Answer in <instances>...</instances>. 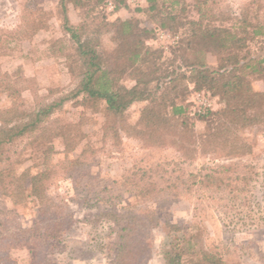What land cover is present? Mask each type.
<instances>
[{"label":"rangeland","instance_id":"374dc122","mask_svg":"<svg viewBox=\"0 0 264 264\" xmlns=\"http://www.w3.org/2000/svg\"><path fill=\"white\" fill-rule=\"evenodd\" d=\"M63 1L64 10L60 0H0V71L21 76L22 84L29 79L32 87L21 91L18 111L65 97L35 130L0 145V264H130L131 258L133 264H166L174 250L182 264H264V123L239 130L246 145L238 156L204 153L188 161L127 128L153 101L113 113L102 99L73 95L86 66L63 28L64 13L80 41L89 39L102 70L110 69V88L132 87L129 76L142 71L153 79L147 87L154 103L182 105L186 112L178 121L204 132L207 112L224 103L201 79L193 84L191 63L217 68L215 56L184 40L187 21L197 18L194 0H154L151 11L146 0ZM251 1L219 0L216 7L236 15ZM259 3L250 7V20L264 25V0ZM141 30L150 53L137 66L128 61L135 51L129 41ZM238 52L248 66L234 74L264 92V35ZM99 76L93 77L96 88ZM11 105L0 90V110ZM220 164L233 168L229 187L164 186L165 178L213 173ZM119 234L130 245L120 262L110 247Z\"/></svg>","mask_w":264,"mask_h":264},{"label":"trees","instance_id":"16d2710c","mask_svg":"<svg viewBox=\"0 0 264 264\" xmlns=\"http://www.w3.org/2000/svg\"><path fill=\"white\" fill-rule=\"evenodd\" d=\"M146 1L149 3L148 10H154V0ZM218 1L194 0L193 9L197 18L187 21L188 34L184 39L190 46L192 44L199 45L197 52L213 55L217 59L216 69H210L204 62L190 64V72L195 73L196 76V79L193 80L194 86H197L199 79H201V83L205 84L203 86L209 89L213 88V92L215 91V94L224 103V108L219 111L207 112L210 119L207 121L204 132L197 135L184 119L178 121L183 112H186L182 105H177L174 101L166 105L165 99H161V103H154L157 97L147 87L153 79H146V74L142 71L139 76H129L134 81L132 87L110 88L114 78L105 77V71L110 72V69L104 67L106 69L102 70L100 60L97 59L98 54L94 48L90 47L89 39L80 41L78 28L71 25L64 13L63 28L69 33L70 38L77 43L79 60L83 66H86L82 72L81 84L73 95L82 91L90 97L102 99L106 103L107 110L113 113H122L134 101L146 100L149 103L153 101V105H148L143 109L140 121L127 128L136 130L137 136L144 140L147 145H170L181 154L184 160L191 161L204 153L211 154L216 159L231 155L238 156L239 150H242L246 145L239 136V130L253 124L264 123L262 117L264 114V92L255 91L244 75L234 74L239 66H248L246 63H241L242 58L238 51L246 48L250 38L264 35V25L253 23L250 20V7L252 4L259 6L260 0L249 2L236 15L218 11L216 7ZM60 3L64 10V1L60 0ZM170 18L173 20L175 17L171 15ZM121 24H125V22ZM161 26L164 25L161 23ZM141 32L142 30L139 33H133L135 38L129 41V43L134 44L135 51L130 55L128 61L129 63H137V66L139 62L145 65L147 55L150 53V49L145 46L144 35L143 39L141 38ZM143 48L144 50H142ZM98 72L101 73L99 78H104L102 82L99 81V88H96L92 86V81ZM122 73L124 72L121 71ZM21 79L22 77L19 75L0 71V90L6 92L12 100L11 107L0 110V145L11 142L26 132L35 130L54 108L62 105L65 99V97H60L45 105H39L28 113L18 111L17 106L21 103V91L24 89L32 90L30 83H28L30 80L28 79L27 84H22ZM253 109L260 111V115H251L250 112ZM177 121L179 122L178 125L176 124ZM231 169H233L231 166L220 164L213 173H190L187 178L176 175L172 180L165 178L163 183L167 188H177L178 185H181L185 189H189L195 183L205 188L210 185L218 188L221 186L229 187L233 184L229 172ZM223 176L226 178L224 179ZM239 178V176L234 177L236 180ZM127 209L132 210L130 207ZM128 218L134 219V217ZM127 228L128 226L125 227V230ZM171 228L175 229L176 227L173 225ZM118 238L110 247L116 248L114 255L116 260L120 262L122 254H126L125 251L130 245H126L124 240L123 242L119 241L126 239L122 235L119 234ZM178 246L175 244L172 248ZM174 251L172 256L167 253L166 264H182L180 251ZM203 254L208 258L206 253ZM133 262L134 260L131 258L129 263L133 264ZM214 264L222 263L217 260V263Z\"/></svg>","mask_w":264,"mask_h":264},{"label":"built area","instance_id":"2783aa9c","mask_svg":"<svg viewBox=\"0 0 264 264\" xmlns=\"http://www.w3.org/2000/svg\"><path fill=\"white\" fill-rule=\"evenodd\" d=\"M204 105L203 106H205L206 104L205 103H203ZM206 107V106H205Z\"/></svg>","mask_w":264,"mask_h":264}]
</instances>
